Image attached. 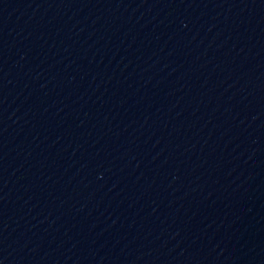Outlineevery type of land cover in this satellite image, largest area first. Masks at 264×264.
Masks as SVG:
<instances>
[{"label": "water", "instance_id": "95a60500", "mask_svg": "<svg viewBox=\"0 0 264 264\" xmlns=\"http://www.w3.org/2000/svg\"><path fill=\"white\" fill-rule=\"evenodd\" d=\"M0 264H264V0H0Z\"/></svg>", "mask_w": 264, "mask_h": 264}]
</instances>
